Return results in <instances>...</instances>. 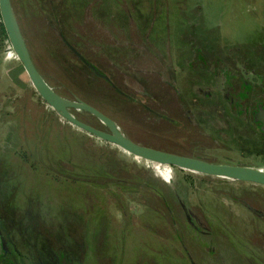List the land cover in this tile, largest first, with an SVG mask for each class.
<instances>
[{"label": "rangeland", "instance_id": "obj_1", "mask_svg": "<svg viewBox=\"0 0 264 264\" xmlns=\"http://www.w3.org/2000/svg\"><path fill=\"white\" fill-rule=\"evenodd\" d=\"M9 2L58 94L139 144L264 171V0ZM0 245V264H264V184L71 122L0 30Z\"/></svg>", "mask_w": 264, "mask_h": 264}, {"label": "water", "instance_id": "obj_2", "mask_svg": "<svg viewBox=\"0 0 264 264\" xmlns=\"http://www.w3.org/2000/svg\"><path fill=\"white\" fill-rule=\"evenodd\" d=\"M0 19L2 26L5 29V33L10 41V46L18 55V58L20 59L23 66L26 67L29 78L32 84L35 86L36 91H38V93L51 105L53 104L60 111L61 115L66 119L70 120L71 122H75L76 124L86 128L90 132H94L99 137H102L109 141H113L126 147L129 150H133L145 156L157 157L158 159H161L168 163L179 165L184 168H193L206 173L210 172L223 174L228 177L232 176L237 179L246 181L251 180L264 184V171L258 170L256 168H246L230 164L224 165L211 161L207 162L200 158L183 156L173 152H166L154 147H148L125 137L123 133L118 129L114 120L104 115L95 106L79 99L70 100L55 92L47 85L46 82H44V80L40 77V75L30 62L27 48L26 46H24L20 29L17 26L16 19L14 17L9 0H0ZM72 106L79 107L96 115L107 125L108 131L100 130L92 125L90 126L87 123L78 120L73 115H70L67 108Z\"/></svg>", "mask_w": 264, "mask_h": 264}, {"label": "trees", "instance_id": "obj_3", "mask_svg": "<svg viewBox=\"0 0 264 264\" xmlns=\"http://www.w3.org/2000/svg\"><path fill=\"white\" fill-rule=\"evenodd\" d=\"M0 30H1L2 34H3V32L5 33V29L2 26L1 21H0ZM259 76L261 79L264 78V73H259ZM0 257L4 258V259H8V255L6 254V248L3 245L2 246L0 245ZM60 264H63V261H61Z\"/></svg>", "mask_w": 264, "mask_h": 264}, {"label": "crops", "instance_id": "obj_4", "mask_svg": "<svg viewBox=\"0 0 264 264\" xmlns=\"http://www.w3.org/2000/svg\"><path fill=\"white\" fill-rule=\"evenodd\" d=\"M260 35H264V31L262 33H260ZM258 76H259V74H258Z\"/></svg>", "mask_w": 264, "mask_h": 264}]
</instances>
